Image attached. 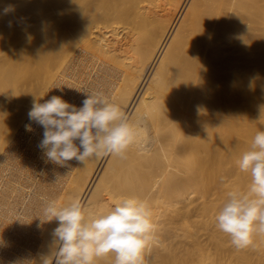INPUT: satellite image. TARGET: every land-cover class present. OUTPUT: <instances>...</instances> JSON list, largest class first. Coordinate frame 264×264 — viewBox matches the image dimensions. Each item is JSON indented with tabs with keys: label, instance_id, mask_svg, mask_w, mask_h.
Listing matches in <instances>:
<instances>
[{
	"label": "bare ground",
	"instance_id": "1",
	"mask_svg": "<svg viewBox=\"0 0 264 264\" xmlns=\"http://www.w3.org/2000/svg\"><path fill=\"white\" fill-rule=\"evenodd\" d=\"M94 92L138 123L127 158L46 163L33 101L80 107ZM258 131L264 0H0V264L53 257L49 201L78 198L87 217L122 197L152 210L144 264H264V235L237 250L216 226L228 192L250 185L230 179L239 136L248 151Z\"/></svg>",
	"mask_w": 264,
	"mask_h": 264
},
{
	"label": "clouds",
	"instance_id": "2",
	"mask_svg": "<svg viewBox=\"0 0 264 264\" xmlns=\"http://www.w3.org/2000/svg\"><path fill=\"white\" fill-rule=\"evenodd\" d=\"M28 118L44 129L38 148L45 162L60 167L69 166L73 159L84 164L103 155L126 159L139 127L102 92L87 93L80 107L55 95L44 103L34 100ZM25 128L33 130L31 123ZM237 165L250 174V185L247 192H228L216 226L230 237L232 246L242 250L254 246L255 236L264 235V131L256 133ZM43 216L41 223L58 222L51 233L56 251L43 264H96L108 255H114V264H144L145 250L154 239L151 207L138 197H122L109 211L87 217L78 198L63 206L49 201Z\"/></svg>",
	"mask_w": 264,
	"mask_h": 264
},
{
	"label": "rangeland",
	"instance_id": "3",
	"mask_svg": "<svg viewBox=\"0 0 264 264\" xmlns=\"http://www.w3.org/2000/svg\"><path fill=\"white\" fill-rule=\"evenodd\" d=\"M239 137L242 138L241 141L244 142L243 146L241 147L242 148L241 150L244 153L248 149V145L246 143V141H247V139H246L247 138V134L246 133H242L241 136H239ZM240 138H239V140H240ZM243 153H242V155H243ZM242 155H241V157H242ZM230 179L231 180H246V172L239 171V172H237L236 175H234Z\"/></svg>",
	"mask_w": 264,
	"mask_h": 264
}]
</instances>
